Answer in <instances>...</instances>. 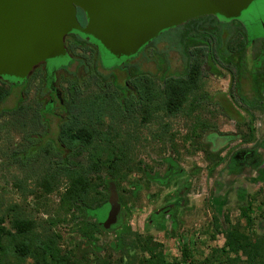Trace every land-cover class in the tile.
Returning a JSON list of instances; mask_svg holds the SVG:
<instances>
[{
	"label": "rangeland",
	"instance_id": "rangeland-1",
	"mask_svg": "<svg viewBox=\"0 0 264 264\" xmlns=\"http://www.w3.org/2000/svg\"><path fill=\"white\" fill-rule=\"evenodd\" d=\"M261 22L264 23V0L251 4L235 23L244 26L249 41H252L261 36ZM189 27L191 26L183 28L182 33H187ZM160 35L155 39L156 43L147 47L145 51L150 58L148 70L154 74L153 81L156 86H159L157 76L162 74L163 68L164 73L169 75L176 71L179 65L177 50L167 39L170 34L161 33ZM227 35L225 30L222 36L224 41ZM70 52L74 58L84 55V52L79 49H73ZM88 56L85 53V57ZM246 62L248 72L251 62L249 60ZM215 69L217 70L216 67ZM32 83L30 80L24 90H27L25 100L22 102L25 111L14 116L13 125L9 123L6 125L5 122L8 120L6 115L15 107L17 97L14 95L18 92L15 91V94L2 107V110L7 113L0 117V216L5 213L9 205H23L26 201L20 190L15 187L17 180L23 178L24 172L17 164L11 162L8 155L18 146L23 137L20 131V121L29 122L31 118L30 109L34 106L35 93ZM235 83L232 84L228 75L225 78L207 75L200 80L199 89L196 92L197 96L202 94L223 95L235 121L221 118L215 106L199 104L193 109L192 114L187 106L186 115L173 117L160 115L153 123L138 130L139 142L126 145L128 159L133 165L140 164L141 169H144L145 173L151 177L157 175L168 179L164 185H159L149 182L141 174L132 173L119 185L118 189H115V192L117 196L123 195L126 201L123 207V227L120 230L126 228L136 233L135 238L139 241L141 239V244L149 243L148 251L138 246L128 253L127 257L121 259L111 247V245H116L120 230L116 233L101 230L95 233L93 245L85 244L87 249L84 250L86 253L84 264H125L126 262L128 264H149L147 261L153 255H159L166 264L174 262L201 264L203 260L212 255L214 250H220L224 245L223 236L216 234L212 225L215 218L223 223L227 217L231 224L239 222L243 225L244 220L240 218V208L247 203L252 204L249 216L254 220L257 232L264 234V218L261 217L264 212V104L259 110H252L240 101L232 105L233 102L231 103L229 95ZM240 87L242 97L251 99L248 91L250 82L247 76L240 80ZM261 98L264 103V94ZM245 109L256 118L254 122L255 141L251 144L240 142L239 134L246 133L243 122L249 119ZM194 118L197 120L196 126L193 124ZM200 121L208 125L205 127L204 124H200ZM165 125L169 126L166 134L163 129ZM28 126L31 127L30 123ZM200 126L205 127V131H199ZM198 132L201 136L199 139L195 137ZM210 133L235 138L228 148L221 151L224 161L211 175L209 169L212 165L206 161V152L210 150L205 142L206 136ZM155 135H158L160 140L154 139ZM168 158L175 162L177 170L179 169L176 176H167L169 164L166 160ZM173 173H177L176 170ZM48 199L54 203L52 208L48 209L51 214L56 208L58 195H51ZM27 203L30 207H34L33 200L30 198L27 199ZM37 216L45 218L42 214ZM93 216L99 223L106 226L107 220H111L114 214L112 208L106 205L97 210ZM88 220L93 222L91 218ZM57 230L63 236L64 247L69 242L73 245L82 241L81 237L70 229V226H58ZM184 248L189 252V259L182 256ZM226 255L243 260L248 258L246 249L228 250Z\"/></svg>",
	"mask_w": 264,
	"mask_h": 264
},
{
	"label": "trees",
	"instance_id": "trees-1",
	"mask_svg": "<svg viewBox=\"0 0 264 264\" xmlns=\"http://www.w3.org/2000/svg\"><path fill=\"white\" fill-rule=\"evenodd\" d=\"M221 20L216 16L204 17L184 25L197 27L194 31L182 33V26L162 32V34H170L167 39L184 58L186 76L180 80L171 76L167 78L164 85L163 108L156 101L157 92L150 86L148 93L149 123L157 118L158 111H163L166 117H173L182 111L183 103L186 102L189 94L194 89H199V82L202 78L201 69L205 70V75L218 73L215 69L218 58H223L228 63L231 67L230 74H232V69L237 68V65L240 67L237 71L241 73L246 71L247 62L244 54L238 56L239 58L232 54V51L238 47L245 49L248 45L243 37L244 29L240 28L235 20L228 22ZM225 30L228 33L225 41H244V44L237 48L230 45L227 52L226 50L221 53L212 52L213 60L207 63L206 57L210 55L206 54L205 45H202L197 50L196 59L194 61L190 59L187 51L189 44L216 43L214 44L216 46L218 42L224 41L222 36ZM155 41L154 39L145 45L139 55H143L147 47L154 45ZM231 81L232 84L236 81L233 75ZM15 91L18 93L15 94ZM13 94L17 97V102L15 107L7 113L2 110V107ZM239 98L252 110H259L264 104L261 96L252 97L250 100L242 96ZM72 106L74 109L66 110L67 117L58 126L56 134L53 137L49 135L46 137V140H50L49 142L42 143L40 137L37 136L39 132L29 127V122L20 121V131L23 137L18 146L10 151L8 157L24 172L23 178L17 180L15 187L20 190L24 200L27 201L28 198L33 200L34 207H30L24 201L23 205H9L5 213L0 216V264H84L86 254L84 250L87 249L85 244L93 245L95 233L101 231L97 223L88 220L86 208L90 209L104 204L108 200L110 194L108 189L111 184H115L112 187L114 190L118 189L119 185L132 173L141 174L149 182L159 185H164L168 179L157 175L151 177L145 173L144 169H141L140 164L133 165L128 159L126 144L114 141L110 127L102 124L105 112L111 109L107 99L99 104L93 100L78 99ZM194 108L196 107L192 106L190 111ZM23 111L25 108L22 105L19 84L3 78L0 83V117L7 113L6 125L8 123L13 125L14 116ZM245 111L249 119L243 122L246 133L241 136V142L251 144L255 141L254 122L256 118L249 110L245 109ZM226 114L229 119L235 121L233 114L230 112ZM98 123L101 125L96 127ZM200 127L199 131L205 129L203 126ZM163 129L166 134L169 126L165 125ZM195 137L197 139L201 137L199 132ZM154 139L160 140L158 135H155ZM199 145L202 143L200 142ZM206 156V161L212 165L209 169L211 175L222 164L224 158L221 157V151L215 154L206 152ZM166 163L169 164L167 176H176L179 169L177 170L175 162L168 158ZM175 170L177 173L174 174ZM55 194L58 195V202L53 213L50 214L48 209L52 208L54 203L48 197ZM118 197L123 208L126 203L125 198L123 195ZM251 209V203L240 208V218L244 220L243 225L239 222L231 224L227 217L223 223L215 218L212 225L216 234L223 236L224 245L220 250H214L212 255L203 260L201 264H264V234L257 232L256 224L249 216ZM41 214L45 215L44 219L42 216L36 217ZM261 217L264 218V212ZM58 226H70V229L78 234L82 241L73 245L69 242L64 247L63 236L57 230ZM135 237L136 233L129 229L124 228L119 231L116 238L117 243L111 247L121 259L127 257L128 253L138 246L148 251L149 243L141 244V239L139 241ZM233 249H246L248 258L243 260L226 255L228 250ZM182 256L185 259L190 258L186 248L182 251ZM147 262L166 264L159 255H153ZM173 264L179 263L174 262Z\"/></svg>",
	"mask_w": 264,
	"mask_h": 264
},
{
	"label": "flooded vegetation",
	"instance_id": "flooded-vegetation-1",
	"mask_svg": "<svg viewBox=\"0 0 264 264\" xmlns=\"http://www.w3.org/2000/svg\"><path fill=\"white\" fill-rule=\"evenodd\" d=\"M77 19L80 25L85 27L86 22L84 15L80 10H77ZM237 20L238 19H236L235 22ZM237 24L240 28L242 27L245 30L242 24ZM184 25L185 24L179 27H187ZM196 28L195 26H191L189 27V31H194ZM260 33L261 36L259 39L249 41L244 31L243 37L246 39L245 43L248 44L245 49L241 47L237 48V46L244 44V41L236 40L234 42L221 41L218 42L216 46H214L216 43H191L187 49L190 54V59L194 61L196 59L197 50H199L202 45H205L204 50L206 54L211 56L206 57L207 63L213 60L212 52L221 53L224 50L227 52L229 46L234 45L237 49L231 47L235 49L233 51L230 50L232 54L238 57L243 53L246 61L249 60V62H251L249 71H244L242 73L237 71L240 69L237 65V68L232 69V74H230L229 69L231 67L223 58H218L216 60V68L219 70V72L217 71L218 73L205 75V70L201 69V80L207 77V75L216 78H225L228 75L230 79L232 75L234 76L237 82L231 91L232 93L229 95L232 100L231 103L233 102L232 105L237 101L242 102L239 98L242 96L240 80L245 76L249 78L250 82V88L248 90L251 94L250 98H259L264 94V23L262 22ZM73 49L82 50L84 55L78 56V58L72 57L70 51ZM141 49L132 57L116 60L106 53H103L99 44L92 38L72 32L65 37L66 56L63 59L42 63L35 67L26 79L12 82L19 84L22 102L25 100V93L27 91H24L25 88L29 85L30 80L33 82L32 85L35 88L34 106L30 109L31 118L29 123L36 132H39L37 136L40 137L41 142L50 141L46 140V137H48V135L53 137V135L56 134L58 126L67 117L66 110H69V108L74 109L72 104L78 101V99L87 101L93 100L98 104L101 103L102 100L107 99L111 105V109L105 112L106 114L103 117L102 124L110 127V132L115 142L126 145L138 143V130L145 128L149 124L148 93L150 86L157 92L158 96L156 101L160 107L163 108L165 100L164 85L167 78L171 76L174 79L180 80L186 76L184 73L186 70L184 58L177 52L179 56L177 70L167 75L164 73L165 69L163 68L162 74L157 76L159 86H156L153 81L154 74H151L148 70L150 58L145 53L139 55ZM85 53L89 56L85 57ZM163 65H165V63H163ZM245 67L247 69V64ZM2 79L3 78L0 77V83ZM5 80L7 81V79ZM237 88L238 90H236ZM197 91L198 90L194 89L192 93L189 94L188 99L183 103L182 111L177 115H186L185 110L187 106H189L190 110L192 106L197 108L199 104H209L218 109L221 118H228L226 113L229 112L230 106H228V102L223 95H216L219 98H214L216 96L207 94L197 96ZM236 91L240 92V96ZM189 112L193 113V111ZM160 115H164L163 111H158L157 118H159ZM155 116L154 114V117ZM153 122L154 120L152 123ZM193 124L196 126V118L193 119ZM200 124H204L205 127L208 125V123L202 121H200ZM100 125L101 124L98 123L96 127ZM239 135L241 139L242 135ZM205 142L209 145L210 152L214 154L225 150L232 143L229 142L219 150L213 151L210 141L205 139ZM112 184L109 187L110 194L108 200L104 204L90 209L86 208L88 218H91L93 222L97 223L102 231L108 233H116L123 227L124 211L120 200L119 211H113L114 217L111 220H107L106 226L99 223L98 220L94 218L93 214L104 205L109 204L113 189L111 187L115 185Z\"/></svg>",
	"mask_w": 264,
	"mask_h": 264
},
{
	"label": "water",
	"instance_id": "water-1",
	"mask_svg": "<svg viewBox=\"0 0 264 264\" xmlns=\"http://www.w3.org/2000/svg\"><path fill=\"white\" fill-rule=\"evenodd\" d=\"M258 1L263 0H0V77L22 81L38 65L63 59L65 37L72 32L92 38L103 53L120 60L164 31L209 16L236 20ZM205 139L217 151L235 138L210 133ZM119 205L112 189L107 206L118 212Z\"/></svg>",
	"mask_w": 264,
	"mask_h": 264
}]
</instances>
